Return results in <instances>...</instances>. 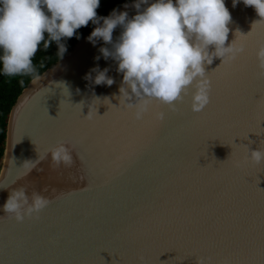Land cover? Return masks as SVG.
I'll list each match as a JSON object with an SVG mask.
<instances>
[{"label":"water","instance_id":"obj_1","mask_svg":"<svg viewBox=\"0 0 264 264\" xmlns=\"http://www.w3.org/2000/svg\"><path fill=\"white\" fill-rule=\"evenodd\" d=\"M133 2L115 10L131 18ZM224 3L226 45L244 51L205 65L210 103L201 112L191 110L190 90L175 111L152 101L136 119L117 62L100 52L111 46L88 40L95 24L27 83L7 118L0 264H264V161L249 159L251 148L264 149L255 55L264 19L243 0ZM94 68H107L114 83L95 84ZM57 142L69 148L71 167L53 164L48 149ZM20 187L50 201L22 222L2 208Z\"/></svg>","mask_w":264,"mask_h":264},{"label":"clouds","instance_id":"obj_2","mask_svg":"<svg viewBox=\"0 0 264 264\" xmlns=\"http://www.w3.org/2000/svg\"><path fill=\"white\" fill-rule=\"evenodd\" d=\"M236 3L233 0V7ZM243 4L253 7L264 19V0H243ZM99 5L100 0H0V70L6 76L34 75L33 58L42 43L46 50L55 42L62 57L66 51L62 40L79 38L76 30L92 22L96 27L88 40L95 44L99 39L111 46L102 47L100 52L104 59L111 57L117 62V71L123 74L120 92L127 100L135 101L127 107L134 110L133 115L139 120L152 101L175 111L190 90L191 110L203 111L210 103L211 90L205 65L212 64L216 57L221 62L234 60L244 51L232 42L226 45L232 17L224 0H134L136 14L131 18L127 11L115 9L109 16L99 17ZM118 26L122 31L114 41L113 31ZM255 55L264 74V45L256 49ZM92 71L96 73L95 84L114 83L107 68ZM85 116L91 119L92 113L88 111ZM156 118L163 120L164 113L158 112ZM48 153L57 167L73 164L64 142L51 146ZM249 153L252 162L264 161V149L251 148ZM49 202L37 192L30 199L20 187L9 192L2 208L22 222ZM197 264H205L204 259Z\"/></svg>","mask_w":264,"mask_h":264},{"label":"trees","instance_id":"obj_3","mask_svg":"<svg viewBox=\"0 0 264 264\" xmlns=\"http://www.w3.org/2000/svg\"><path fill=\"white\" fill-rule=\"evenodd\" d=\"M129 1L131 0H100V5L96 9L97 15L99 17H104L111 10H114ZM93 25L94 24L92 22H89L87 26H82L77 29L76 32L78 37L80 38L84 36ZM79 38H77V36H73L62 40V43H64L66 47L65 53L71 49ZM59 58L60 56L55 42H51L46 50L44 49L42 43L33 58V64L36 68V73L34 75L6 76L3 74L2 70H0V171L3 164L5 149L7 118L12 105L27 83L32 78L43 72L46 68L52 66ZM0 69H2V64H0ZM21 80H23V84L20 83Z\"/></svg>","mask_w":264,"mask_h":264}]
</instances>
